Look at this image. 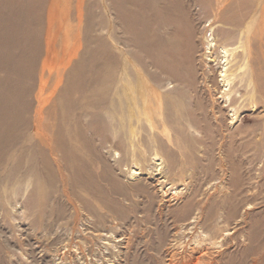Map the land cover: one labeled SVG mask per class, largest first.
I'll list each match as a JSON object with an SVG mask.
<instances>
[{"label": "rangeland", "instance_id": "1", "mask_svg": "<svg viewBox=\"0 0 264 264\" xmlns=\"http://www.w3.org/2000/svg\"><path fill=\"white\" fill-rule=\"evenodd\" d=\"M0 264H264V0H0Z\"/></svg>", "mask_w": 264, "mask_h": 264}, {"label": "bare ground", "instance_id": "2", "mask_svg": "<svg viewBox=\"0 0 264 264\" xmlns=\"http://www.w3.org/2000/svg\"><path fill=\"white\" fill-rule=\"evenodd\" d=\"M211 46H212L211 49H213V47L215 46V44H212ZM225 56H226V55H225ZM225 56H224V58H226ZM224 72H225V71H224ZM224 72H223V73H224ZM221 76H223V75L221 74ZM221 76H220V77H221ZM223 77H224V76H223Z\"/></svg>", "mask_w": 264, "mask_h": 264}]
</instances>
